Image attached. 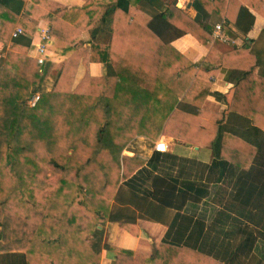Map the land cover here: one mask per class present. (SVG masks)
Listing matches in <instances>:
<instances>
[{
	"label": "trees",
	"instance_id": "16d2710c",
	"mask_svg": "<svg viewBox=\"0 0 264 264\" xmlns=\"http://www.w3.org/2000/svg\"><path fill=\"white\" fill-rule=\"evenodd\" d=\"M167 1L0 0V255L8 264H99L104 248L115 250V264H264V53L254 39L221 49L207 20L216 12L225 34L232 25L246 33L249 0H194V18ZM41 18L62 46L60 61L30 55ZM17 27L23 33L13 37ZM187 33L208 49L201 65L173 45ZM92 62L103 73L79 78ZM220 69L236 77L214 92L228 105L214 112L203 104ZM161 135L176 140L174 151L124 154L139 136ZM180 146L195 155L180 156ZM190 160L193 181L181 166ZM171 209L153 254L104 243L107 221L137 235L139 218L165 221Z\"/></svg>",
	"mask_w": 264,
	"mask_h": 264
},
{
	"label": "crops",
	"instance_id": "0c3cea01",
	"mask_svg": "<svg viewBox=\"0 0 264 264\" xmlns=\"http://www.w3.org/2000/svg\"><path fill=\"white\" fill-rule=\"evenodd\" d=\"M55 1L62 3L65 6L71 7L73 5L83 6L89 0H55ZM158 1L164 8L168 4L167 0H158ZM193 2L194 0H177V6L183 9L189 16L194 18L197 16V9L194 7ZM262 5H263L262 0H249L246 3V5H244V7L248 9L249 12L254 16L253 25L246 33L243 32L237 25L236 26L232 25V33L225 34L223 24L226 18L220 17L216 12L208 15L207 20L212 23H215L216 25L221 23L223 33L228 37V39L233 41L232 43L236 47H242L246 43L251 44L252 40L250 39H254L255 49L264 53V15L261 14L260 12V8L262 7ZM216 25L213 27L214 39L221 49H227L228 44H230L229 42L223 43L220 41V39L215 38ZM40 27H50L48 20H46L45 18H41L39 20L35 33L32 37V47L30 49V55L34 57H36V49L34 43L38 42L40 39V34H39ZM83 37L86 40H88L90 38V32L84 31ZM173 45L197 65H201L203 63L205 56L207 55L208 52V49L202 43H200L192 34L189 33L174 40ZM4 47H5L4 43L0 41V60L5 56ZM50 55H51L50 59L55 61H60L65 57V55H63V49L61 44H57L54 38H53V44L50 47ZM87 70H89V72L93 75H101L104 71V67L103 64L100 62H92L90 63L88 68L83 66L80 68V71L83 74ZM54 74L56 73L54 72ZM235 77L236 74L230 69H220L218 72L211 75L213 93L210 94L204 101L203 106L205 109L214 112H224L228 109V105L225 104L220 99H218L214 95V92L216 91L227 92L233 86ZM159 139H163L168 142L169 145L168 152L174 151L175 149L174 145L176 144V140L171 136L161 135L156 140L145 136H139L136 143L132 147H127V149L124 151V154L128 153L126 155L133 156L135 155L136 152H138L139 157L144 159H149L155 150L154 149L155 142L158 141ZM181 146L180 149H176L180 156L188 157L191 155H195V153H190V152L187 153L188 150L182 149ZM191 149L193 151H196L199 149V147L193 146ZM198 160L205 162L210 161L209 158H205V157L198 158ZM182 165H186L185 169L182 168L181 169L188 181L191 180L193 181L199 177L197 175L196 163H194L192 160H190L189 162H182L181 166ZM256 165L257 167H259L258 161L256 162ZM163 166H164L163 169H165L166 172L167 165L165 164ZM181 166L179 164L174 165L175 168L173 167L171 172H176V170ZM198 174L201 175L199 170H198ZM188 192L192 193L191 191ZM114 203L115 201L113 200L112 204ZM167 212L169 214V217L165 219V221H155L145 218H139L138 226L140 231L137 235L131 233L129 230L122 227L119 222L107 221L103 225L104 227L99 226V228H103L104 243L119 248H125L142 253L153 254L155 250L158 248L162 239L164 238L168 230L172 216L175 213L174 209L168 210ZM115 256H116L115 250L110 248H104L102 251V259L99 264H115L116 262ZM6 259L5 262H1L0 264H8Z\"/></svg>",
	"mask_w": 264,
	"mask_h": 264
},
{
	"label": "built area",
	"instance_id": "2783aa9c",
	"mask_svg": "<svg viewBox=\"0 0 264 264\" xmlns=\"http://www.w3.org/2000/svg\"><path fill=\"white\" fill-rule=\"evenodd\" d=\"M23 33V29L21 27H17L13 31V37H17ZM40 39L38 42L34 43L36 49V58L39 63H44L45 60L50 59V47L53 44V36L50 33V27H40L39 28ZM215 38L220 39L223 42L228 41V37L222 31V24H217L215 28ZM39 94H35L31 100L30 104L35 105L37 100L39 99ZM154 149L159 152H168L169 145L166 140L159 139L155 142Z\"/></svg>",
	"mask_w": 264,
	"mask_h": 264
},
{
	"label": "rangeland",
	"instance_id": "374dc122",
	"mask_svg": "<svg viewBox=\"0 0 264 264\" xmlns=\"http://www.w3.org/2000/svg\"><path fill=\"white\" fill-rule=\"evenodd\" d=\"M221 41V40H220ZM221 42H223V41H221ZM227 42H233L232 40H230V39H228V41ZM224 43V42H223ZM56 48V47H55ZM81 74L83 75V73H81V71L79 72V76H81ZM80 78V77H79ZM53 83V80H51L50 81V85ZM126 154H128V153H126ZM1 262H5V258H3V255H0V263Z\"/></svg>",
	"mask_w": 264,
	"mask_h": 264
}]
</instances>
